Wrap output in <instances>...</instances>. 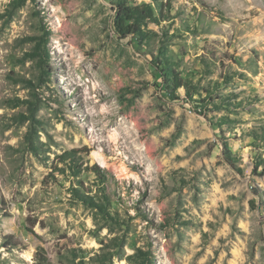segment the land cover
<instances>
[{
	"label": "rangeland",
	"instance_id": "obj_1",
	"mask_svg": "<svg viewBox=\"0 0 264 264\" xmlns=\"http://www.w3.org/2000/svg\"><path fill=\"white\" fill-rule=\"evenodd\" d=\"M115 1L0 0V264H264V0Z\"/></svg>",
	"mask_w": 264,
	"mask_h": 264
},
{
	"label": "trees",
	"instance_id": "obj_2",
	"mask_svg": "<svg viewBox=\"0 0 264 264\" xmlns=\"http://www.w3.org/2000/svg\"><path fill=\"white\" fill-rule=\"evenodd\" d=\"M155 3L157 0H150ZM114 19L113 30L119 39L130 37L136 41H144L150 35L148 30L149 25H158L161 23L160 11L155 10L151 4L129 5L124 0H116L113 3ZM172 82H176L175 89L183 88L182 81L178 77H174ZM73 152L66 153L64 156H69ZM222 157L227 164H230V154L224 149ZM42 249L37 248L35 258L42 264H47L46 259L41 257ZM40 263V264H41Z\"/></svg>",
	"mask_w": 264,
	"mask_h": 264
}]
</instances>
